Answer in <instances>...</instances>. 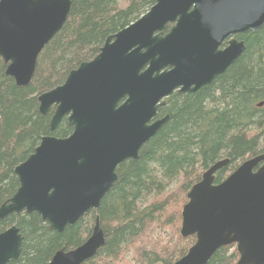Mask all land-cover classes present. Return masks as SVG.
<instances>
[{
  "label": "water",
  "instance_id": "obj_1",
  "mask_svg": "<svg viewBox=\"0 0 264 264\" xmlns=\"http://www.w3.org/2000/svg\"><path fill=\"white\" fill-rule=\"evenodd\" d=\"M71 0H0V57L6 75L28 86L38 58L61 30ZM169 23L174 24L163 36ZM264 26V0H155L147 13L109 36L97 56L65 82L38 96L39 112L54 108L53 132L67 117L72 133L48 135L15 168L19 187L0 206V220L37 213L62 233L97 211L118 180L123 162L169 120L159 108L174 94L195 93L225 73L246 50L234 35ZM206 170L182 211L180 234L195 244L174 264H208L222 247L236 245L237 264H264V154L242 162L224 181ZM24 236L13 225L0 233V264L22 253ZM105 245L99 218L80 246L58 250L48 264H84Z\"/></svg>",
  "mask_w": 264,
  "mask_h": 264
},
{
  "label": "trees",
  "instance_id": "obj_2",
  "mask_svg": "<svg viewBox=\"0 0 264 264\" xmlns=\"http://www.w3.org/2000/svg\"><path fill=\"white\" fill-rule=\"evenodd\" d=\"M155 0H71L61 30L41 52L28 86L6 75L0 57V206L19 187L15 168L48 135L65 138L67 117L52 132L54 108L39 112L38 96L63 84L81 63L94 59L106 39L125 28ZM246 50L207 86L174 93L159 108L169 120L140 150L137 160L119 165L118 180L97 211L90 210L62 233L37 213L0 220V233L15 225L24 236L22 253L10 264H48L63 248L80 246L99 218L105 245L84 264H174L196 242L180 234L188 193L215 163L224 181L242 162L264 154V27L243 36ZM235 245L216 251L208 264H237ZM228 262V263H227Z\"/></svg>",
  "mask_w": 264,
  "mask_h": 264
},
{
  "label": "flooded vegetation",
  "instance_id": "obj_3",
  "mask_svg": "<svg viewBox=\"0 0 264 264\" xmlns=\"http://www.w3.org/2000/svg\"><path fill=\"white\" fill-rule=\"evenodd\" d=\"M173 25L174 24H172V23H169L168 25H167V29H166V31L164 32V34H163V36H165L168 32H169V30L173 27ZM246 34V33H245ZM245 34H239V35H234V36H232L231 38H228L227 40H225L220 46H219V50H224L225 48H227V46L229 45V42H230V40H232V39H236V40H238V41H243L244 43H245V41L243 40V36L245 35ZM239 59V58H238ZM237 59V60H238ZM236 60V61H237ZM235 61V62H236ZM234 62V63H235ZM230 68V67H229ZM176 93V92H175ZM165 104H166V99H165ZM163 107V106H162ZM161 108V107H160ZM166 115H164V116H162V117H165ZM158 117H159V114H158ZM162 117H159V118H162Z\"/></svg>",
  "mask_w": 264,
  "mask_h": 264
},
{
  "label": "bare ground",
  "instance_id": "obj_4",
  "mask_svg": "<svg viewBox=\"0 0 264 264\" xmlns=\"http://www.w3.org/2000/svg\"><path fill=\"white\" fill-rule=\"evenodd\" d=\"M264 27V26H263ZM226 72V71H225ZM167 100V99H166ZM228 263V262H227Z\"/></svg>",
  "mask_w": 264,
  "mask_h": 264
}]
</instances>
